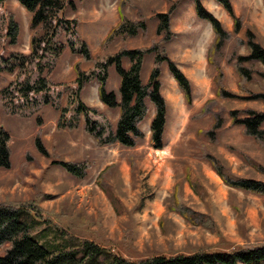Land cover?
I'll return each mask as SVG.
<instances>
[{"label":"rangeland","instance_id":"1","mask_svg":"<svg viewBox=\"0 0 264 264\" xmlns=\"http://www.w3.org/2000/svg\"><path fill=\"white\" fill-rule=\"evenodd\" d=\"M130 2L135 8L125 4V14L135 22L143 21L145 29L115 39L108 53L151 48L157 42L158 47L145 54L143 82L157 53L172 59L191 82L192 102L186 104L166 63L161 65V94L167 104L161 149H155L149 138L152 109L140 124L143 136L136 138L134 147L103 145L93 136L104 128L105 138L119 116L118 108L101 101L99 79L107 73V88L118 92L120 76L115 66H106L105 57L95 59L102 42L120 21L119 0H74L52 15L45 26L35 29L30 27L32 14L17 0L0 2V129L10 132L12 163L10 168H0V201L38 200L42 216L29 212L22 219L36 240L54 250L70 246L66 233L95 239L88 229L95 231L98 242L104 237L122 239L128 233L131 240L118 249L134 257L190 252L202 246L264 245V198L228 187L207 161L198 157L201 145L224 163L228 173L264 180V170L252 164L264 169V148L245 135L240 125L232 124L228 114L247 107L264 111V100L244 98L250 93L240 89L233 68L237 54L248 53L245 44L236 42L237 38L246 39V30L264 47V0H230L242 23L237 33H233L232 18L220 4L200 0L230 33L220 50L222 82L242 98L215 96L216 72L206 58L215 33L210 21L197 16L193 0ZM170 5L174 10L169 30L175 34L163 39V35H156V15ZM12 21L18 31L15 43L8 34ZM32 35L37 37L34 51ZM85 44L91 53L89 60L81 55ZM123 65L128 67L129 61L124 59ZM77 66L82 71L80 89ZM260 69L264 67L260 65ZM43 77L45 85L40 82ZM28 85L32 89H24ZM249 86L252 93H264V77L253 75ZM210 98L224 108L216 141L196 135L198 128L209 126L210 116L192 117ZM37 136L48 154L36 148ZM53 161L88 164L78 177ZM185 163L197 192L186 180ZM110 164L113 166L105 177L107 190L98 184L97 176ZM178 182L184 203L211 217L212 228L193 226L167 209ZM112 195L120 201V213L113 206Z\"/></svg>","mask_w":264,"mask_h":264},{"label":"trees","instance_id":"2","mask_svg":"<svg viewBox=\"0 0 264 264\" xmlns=\"http://www.w3.org/2000/svg\"><path fill=\"white\" fill-rule=\"evenodd\" d=\"M3 0H0V2ZM27 10L32 12L31 29L38 25L45 26L52 15L62 10L68 4H73L74 0H18ZM196 14L199 18L210 21L215 33L213 42L207 50V63L211 65L216 72L213 77L215 84V96L220 98H242L233 93L224 86L222 82L223 73L219 65L221 57L220 50L230 37V33L223 29L221 23L208 13L200 3V0H193ZM231 16L233 21V33H237L241 26V19L235 15L230 0H215ZM132 4L130 0H119L118 9L120 21L111 29L107 37L102 42V49L97 53L95 59L106 58V66H115L119 76L120 85L118 92L109 90L107 84V73L99 79V97L101 101L110 108H118L119 116L115 127L109 129L108 135L103 138L104 128H100L95 137L97 143L103 145H113L119 143L125 147H134L137 143L136 138L143 136L140 124L145 120L151 109L153 111L149 123V138L155 149L163 147V133L166 123V100L161 94V65L166 63L167 68L178 88L180 89L186 104L192 102L191 82L177 66V64L165 54L157 53L153 58V63L146 82H143L141 72L144 63L145 54L158 47L157 42L153 43L151 48H122L116 53H108L111 44L119 37L133 36L139 29H145L143 21L135 22L124 12V5ZM135 8V6L132 4ZM174 10V5H170L164 13L156 15V35H163V39H168L175 33L169 30V22ZM8 34L17 38V25L11 22L8 27ZM246 39H236V42L245 44L248 53L246 55L237 54L233 62V68L239 80L238 85L243 91L250 93L244 98H257L264 100V93L250 92L249 82L253 75L258 74L264 77V47L255 40L254 34L250 30L245 32ZM37 40L35 35L31 36L32 51ZM81 50L83 59H91V53L87 45ZM129 61V66L123 65V60ZM78 67V66H77ZM78 88L82 84V71L77 68ZM41 83L46 84L43 77ZM32 89L28 85L24 89ZM98 112L97 109H92ZM224 108L217 104L215 98L206 99L198 111L192 116L201 118L210 116L211 121L207 128H198L196 135L203 137L208 141H216V132L222 126L224 121L222 112ZM242 113V114H241ZM230 122L241 126L245 135L252 138L260 148H264V111H256L251 108L241 110H229ZM241 115V116H240ZM60 123V121H59ZM92 132V129H88ZM10 135L0 129V168L11 167ZM36 148L43 154H48L42 138L35 139ZM199 158L204 159L210 165L211 169L217 174L222 182L230 188L253 193L264 198V180L234 176L226 171L224 163L210 151L199 146ZM133 155L130 156L131 163ZM61 164L71 174L83 176L84 167L87 162L71 163L65 161H53ZM258 170L264 169L258 164L252 163ZM78 165L81 166L80 169ZM113 164L106 166L97 176V182L105 189L109 190L105 177L111 170ZM186 167V180L189 185L196 190V183L189 178V165ZM78 176V177H79ZM180 183H175L172 191V203L167 205L169 211L177 213L185 222L193 226H202L212 228L213 221L211 217L202 212L196 211L184 203ZM111 201L117 213L121 212L120 201L111 196ZM34 212L35 216H42L43 209L38 205V200L33 201H0V264H264V245L243 246L230 245L220 249H212L210 246L198 247L190 252L158 253L148 256H137L124 254L119 250L123 248L131 235L126 233L122 239H111L104 237V243L98 242L95 231H90L95 239L90 237H77L74 234L66 233L70 246L61 249H49L36 240L31 233L29 224L22 219L24 213ZM93 233V234H92ZM97 239V240H96Z\"/></svg>","mask_w":264,"mask_h":264},{"label":"crops","instance_id":"3","mask_svg":"<svg viewBox=\"0 0 264 264\" xmlns=\"http://www.w3.org/2000/svg\"><path fill=\"white\" fill-rule=\"evenodd\" d=\"M18 1V0H17ZM19 2V1H18ZM21 6H23V5H21ZM24 7V6H23ZM25 8V7H24ZM26 9V8H25ZM27 10V9H26ZM29 11V10H28ZM30 12V11H29ZM31 14H32V12H30ZM32 16H33V14L31 15V19H32ZM9 132V131H8ZM10 133V132H9Z\"/></svg>","mask_w":264,"mask_h":264}]
</instances>
